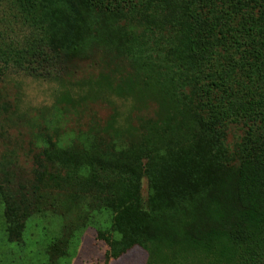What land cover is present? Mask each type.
Wrapping results in <instances>:
<instances>
[{
	"label": "trees",
	"instance_id": "16d2710c",
	"mask_svg": "<svg viewBox=\"0 0 264 264\" xmlns=\"http://www.w3.org/2000/svg\"><path fill=\"white\" fill-rule=\"evenodd\" d=\"M11 1L33 35L21 48L0 44V81L11 70L32 75L50 63L70 65L93 50L132 58L152 40L182 70L179 80L195 86L207 79L201 95L208 98L219 88L230 95L225 104L222 98L198 104L197 89L178 95L174 75L155 72L148 79L185 105L198 130L91 126L67 145L49 144L47 181L64 191H94L111 215L112 245L120 253L139 246L145 264H196L204 256L213 257L209 264H264V131L249 127L233 152L236 164L220 139L232 116L264 123V97H253L241 82L221 83L236 72L248 84L264 81V0ZM90 14L99 17L96 26L85 23ZM141 65L155 68L148 56ZM132 66L135 73L138 64ZM14 229L18 234L21 226Z\"/></svg>",
	"mask_w": 264,
	"mask_h": 264
},
{
	"label": "rangeland",
	"instance_id": "374dc122",
	"mask_svg": "<svg viewBox=\"0 0 264 264\" xmlns=\"http://www.w3.org/2000/svg\"><path fill=\"white\" fill-rule=\"evenodd\" d=\"M97 17L90 14L84 21L96 26L100 21ZM32 33L12 1L0 0V44L21 48ZM93 51L87 59L62 67L50 63L32 75L11 70L0 81V264H104L107 256V264H145L147 253L139 246L120 253L121 248L112 245L116 234L111 215L98 206L94 191H64L47 181L44 151L56 140L67 145L86 134L89 127L110 121L116 127L139 132L151 124L197 131L185 105L178 99L168 100L166 89L148 79L155 72L174 75L178 95H192L197 89L194 97L198 104L216 103L221 98L223 104L230 101L229 92L222 88L210 98L201 95L207 79L195 86L179 80L182 70L163 44L151 40L147 47L134 50L132 58H112ZM146 56L155 66L152 72L141 68ZM134 64H138L135 73ZM230 82L231 86L241 82V89L253 97H264V81L248 84L242 73L236 72L221 81ZM250 126L257 133L264 131L260 120L253 125L233 116L224 120V138L220 135V139L231 164L238 163L233 152ZM147 194V179L143 177V202ZM16 225L21 226L18 234L12 233ZM212 261L213 257L204 256L196 264Z\"/></svg>",
	"mask_w": 264,
	"mask_h": 264
}]
</instances>
